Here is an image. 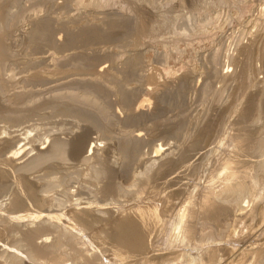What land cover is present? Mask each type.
I'll return each mask as SVG.
<instances>
[{
  "label": "rangeland",
  "instance_id": "obj_1",
  "mask_svg": "<svg viewBox=\"0 0 264 264\" xmlns=\"http://www.w3.org/2000/svg\"><path fill=\"white\" fill-rule=\"evenodd\" d=\"M201 263L264 264V0H0V264Z\"/></svg>",
  "mask_w": 264,
  "mask_h": 264
},
{
  "label": "bare ground",
  "instance_id": "obj_2",
  "mask_svg": "<svg viewBox=\"0 0 264 264\" xmlns=\"http://www.w3.org/2000/svg\"><path fill=\"white\" fill-rule=\"evenodd\" d=\"M99 37H101V36H99ZM157 70V69H156ZM165 71V70H164ZM154 85H155V83H154ZM145 102H147V99H143V100H141V102H140V105H143ZM139 106V105H138ZM22 135V134H21ZM87 140H88V137H87V135H85V134H82L81 135V137H80V139L78 140V142L76 143L77 144V147H78V149L79 150H81V149H83L84 147H85V144H86V142H87ZM93 142H94V140H93ZM93 142L91 141V143H90V145H89V147H88V149H87V152H90L92 149H93ZM96 144V143H95ZM241 144V143H240ZM25 148L26 146H22L21 148ZM161 147H163V146H161ZM161 147H158V150H157V153L158 152H160V150L162 149ZM20 148V149H21ZM15 149V148H14ZM19 149V148H18ZM17 149V150H18ZM157 149V148H156ZM164 149V148H163ZM162 149V150H163ZM16 150V151H17ZM234 150V149H233ZM22 152V151H21ZM233 152V151H232ZM15 153H17V152H15ZM156 153V152H155ZM237 153V152H236ZM14 154V153H13ZM18 154V153H17ZM227 159V158H226ZM224 163V162H223ZM232 163V159H231V161L230 160H228V161H226V163H225V165H226V168H228V170L226 171L227 173H223L222 171L221 172H219L218 171V173H222V174H224L223 176H224V178H223V183L221 184L222 185V187H221V189L218 191V187L220 188V186H218L216 189H217V191L216 190H214L215 189V187L214 188H211L210 190H208V192L205 194V193H203L204 194V196H203V198H202V205L204 206V207H207L208 209L207 210H209L210 209V207H211V209H212V207H214L213 205H215V196H216V194L218 193V192H220L221 190H224V192H229V190L230 191H232V187L230 188V185H229V182L232 180V178L235 176V170H233V168L234 167H232L231 164ZM242 163V162H241ZM218 165H219V163H218ZM221 166V165H220ZM224 166H222L221 168H223ZM216 170H218V169H216ZM221 170V169H220ZM223 170H224V168H223ZM226 170V169H225ZM225 170H224V172H225ZM245 173V172H244ZM232 175H234L233 177H232ZM215 176V175H214ZM218 176V175H217ZM241 176V175H240ZM215 178H217V177H215ZM219 179V178H218ZM241 179H242V177H241ZM212 180V179H211ZM216 180V179H215ZM217 181V180H216ZM215 181V182H216ZM236 181V180H235ZM235 181H234V183H235ZM212 182V181H211ZM219 182V181H218ZM221 182V181H220ZM240 182H242V181H240ZM232 183H233V180H232ZM234 183H233V186H234ZM216 184V183H215ZM236 184H237V181H236ZM243 184V183H242ZM244 185V184H243ZM243 185L240 187V186H238V188L240 187L241 189H242V187H243ZM209 186V185H208ZM205 187H207V185L205 186ZM210 187H213V186H210ZM244 187H245V185H244ZM243 187V188H244ZM204 188V187H203ZM209 188V187H208ZM230 188V189H229ZM247 188V187H246ZM207 189V188H206ZM233 189H234V187H233ZM206 192V191H205ZM221 193H223V191L221 192ZM220 193V194H221ZM232 193V192H231ZM240 193V192H239ZM229 194V193H228ZM226 196V195H225ZM231 196V195H230ZM157 197V196H156ZM221 197V196H220ZM216 198H217V196H216ZM201 200V199H200ZM198 203V202H197ZM185 206V205H184ZM183 206V207H184ZM202 206V207H203ZM193 209V208H192ZM195 209V208H194ZM206 209V208H205ZM173 210V209H172ZM216 210V209H215ZM170 212V211H169ZM148 213V212H147ZM179 216V215H178ZM135 223V222H134ZM165 224V223H164ZM262 224V223H261ZM133 225H135V224H132V225H130V226H128V228H127V230H125L124 229V235L122 234V240H124V242L126 243V244H130L131 242V240H130V237L131 236H137V238L139 237V235H138V229L136 228V227H134ZM182 225V224H181ZM180 225V226H181ZM137 226V225H136ZM170 226V225H169ZM179 226V225H178ZM138 227V226H137ZM183 227V226H182ZM120 229H122V226L120 227ZM163 230V229H162ZM166 230V229H165ZM235 230V229H234ZM233 230V231H234ZM131 231V232H130ZM192 231V230H191ZM255 231V230H254ZM122 232V233H123ZM164 232V231H163ZM180 232V231H179ZM132 233H134V234H132ZM235 233V232H234ZM140 234V233H139ZM241 235V234H240ZM232 237V236H231ZM240 237V236H239ZM133 238V237H132ZM136 238V239H137ZM166 238V237H165ZM247 238V237H246ZM163 239V238H162ZM237 239V238H236ZM141 240L138 238V241H137V243H138V246H140V244H141V246H142V243L144 242H140ZM195 244V243H194ZM127 246V245H126ZM239 246V245H238ZM197 247V246H196ZM199 247V246H198ZM233 248V247H232ZM141 249V248H140ZM236 250V249H235ZM232 254V253H231ZM229 256V255H228ZM231 256V255H230ZM181 257V256H180ZM182 258V257H181ZM213 257H211V258H209L210 260L212 259ZM229 258V257H228ZM207 259V258H206ZM227 259V258H226ZM229 260V259H228ZM149 262V261H148ZM212 262V261H211ZM211 262H209V263H211ZM229 262V261H228ZM238 262V261H237ZM199 263V262H198ZM232 263V262H231ZM202 264V263H201ZM206 264V263H205ZM230 264V263H229ZM234 264H236V263H234ZM238 264V263H237Z\"/></svg>",
  "mask_w": 264,
  "mask_h": 264
}]
</instances>
